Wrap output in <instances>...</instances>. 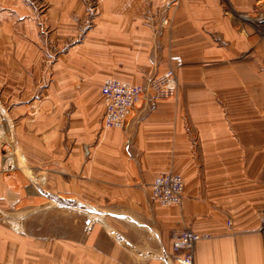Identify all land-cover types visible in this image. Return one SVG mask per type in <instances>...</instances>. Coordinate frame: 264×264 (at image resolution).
<instances>
[{
    "label": "crops",
    "instance_id": "crops-1",
    "mask_svg": "<svg viewBox=\"0 0 264 264\" xmlns=\"http://www.w3.org/2000/svg\"><path fill=\"white\" fill-rule=\"evenodd\" d=\"M47 2L42 17L6 4L20 0L0 6V110L14 114L17 140L29 139L31 166L61 168L64 198L93 200L94 214L107 217L92 220L83 239L28 237L21 205L35 194L15 166L14 175L0 173V214L19 216L16 225L0 222V264H177L172 243L184 229L210 236L194 264H264V62L183 80L185 94L138 107L125 130H102L92 101L106 78L142 84L189 51L213 50L205 39L241 38L224 3L98 0L93 29L62 49L78 37L83 1ZM230 3L243 11L255 0ZM168 172L184 180L181 207L152 200L150 184Z\"/></svg>",
    "mask_w": 264,
    "mask_h": 264
},
{
    "label": "rangeland",
    "instance_id": "rangeland-1",
    "mask_svg": "<svg viewBox=\"0 0 264 264\" xmlns=\"http://www.w3.org/2000/svg\"><path fill=\"white\" fill-rule=\"evenodd\" d=\"M7 0H0V6L3 5ZM22 4H7L12 9L18 11L29 10L32 16L42 17L48 12L49 3L47 0H20ZM84 5V16L81 18V23L79 22V34L78 37L69 38L65 41L64 45L60 48L68 49L70 46L77 42H81L85 35L93 29L94 18L97 12V1L98 0H82ZM224 3L227 16L230 18L231 22L234 24L235 29L241 38H229L223 39L217 36L213 38L205 39V46L207 48L213 47L214 49L207 50L206 53H196L195 50L189 51L183 56L182 63L180 66L175 68H169L165 71H155L149 74L147 78H143L142 84L138 86H144L149 80L155 77H160L168 70L173 71L174 80L171 84L174 89V96L167 99L168 101H175L181 97L180 93H184L189 87L183 85V80H189L190 78L200 79L211 77L216 72L225 73L228 70L231 71L234 66L238 65H254L255 62H264V0H255L253 6L246 7L243 11H240L232 6L230 0H221ZM248 10V11H247ZM52 40V39H51ZM58 36L55 37L48 47L51 49L53 47L54 52L57 50ZM196 47L197 43L192 44ZM201 45V43H200ZM51 46V47H50ZM204 46V47H205ZM65 47V48H64ZM58 48V49H60ZM214 51V54H211ZM217 52V53H216ZM201 55H204L201 56ZM1 56V55H0ZM21 61H29L28 55H19ZM59 54H55L54 58L57 59ZM196 56V57H195ZM31 59V57H30ZM33 61V56H32ZM1 62V61H0ZM3 64V63H2ZM227 71V72H228ZM156 74V75H155ZM44 76V72H43ZM113 79L106 78L101 83L103 85L105 80ZM117 80V79H116ZM124 82V81H123ZM44 83V80H42ZM134 85V84H133ZM101 92V87H100ZM24 95V96H23ZM23 98H28V94H22ZM92 96V95H91ZM102 97V99H101ZM97 94L92 96V101H96V105L101 106V118L100 124L104 111V98ZM167 100H160L158 102H163ZM157 102V103H158ZM142 105V104H141ZM140 107V106H139ZM8 109V108H7ZM263 116H264V109ZM134 112H131L128 118L132 117ZM14 115V114H13ZM11 115V119L3 118V112L0 110V173H6L14 175L15 166H17L20 176L23 178V185L30 188V195H34V198L25 197L21 205L23 218L20 220V227L23 234H26L31 238H52V237H62V235H69L70 239H78L79 237L88 236V231L90 230L92 220H96L99 223L104 224L106 222L105 215H95L93 200L87 199H77V198H64L62 193L64 192L65 183L63 182V177L61 175V168L54 169L47 166L33 167L31 166V158L28 156L32 154L31 150H28L29 139L19 136L17 140L14 134V116ZM264 119V117H263ZM264 122V120H263ZM128 123V122H127ZM102 129V127H101ZM108 130L109 128H103ZM102 129V130H103ZM115 129V128H110ZM123 129V128H116ZM125 130V128H124ZM31 146H35V143H30ZM26 149V150H25ZM39 155V154H38ZM37 159H44L42 156H38ZM36 158V157H34ZM6 166L5 170L2 171L3 167ZM18 164V165H17ZM173 173V172H168ZM167 174V173H164ZM176 174V173H173ZM163 175V174H162ZM182 177L179 174H176ZM66 179V178H64ZM183 179V178H182ZM184 181V180H183ZM154 182V180H153ZM150 184V192L152 196V184ZM185 186V183H184ZM67 188V187H66ZM185 193V187H184ZM177 203L176 201L170 200L169 207L178 206L181 207L184 202ZM27 194H24L26 196ZM153 200V197H152ZM153 202L156 203L154 200ZM159 205V204H158ZM104 206V205H102ZM160 206V205H159ZM264 210V209H263ZM7 214L1 216L0 222L5 224H14L19 216L12 214L10 210H5ZM6 215V216H5ZM21 216V215H20ZM100 217H102L100 219ZM231 225V224H230ZM229 225V226H230ZM261 226V225H260ZM260 229V228H259ZM189 231L197 234L192 229H184L178 234L181 235L183 232ZM262 233V232H261ZM177 234V235H178ZM264 235V233H262ZM198 235V234H197ZM200 235V234H199ZM202 238L194 246L191 252H193V264L195 261L196 246L202 240L208 239L210 236L200 235ZM83 239V237H82ZM173 244V243H172ZM186 249V248H185ZM173 252V251H172ZM185 254L183 251L180 256ZM177 254L172 255V259L176 262ZM179 264V263H177Z\"/></svg>",
    "mask_w": 264,
    "mask_h": 264
},
{
    "label": "built area",
    "instance_id": "built-area-1",
    "mask_svg": "<svg viewBox=\"0 0 264 264\" xmlns=\"http://www.w3.org/2000/svg\"><path fill=\"white\" fill-rule=\"evenodd\" d=\"M173 80L172 70H168L160 77L152 78L144 86L133 85L116 79L105 80L101 86V94L104 98L102 129H124L132 119V117L128 118L129 115L139 106L145 108L149 103H157L174 96V89L171 86ZM184 187L182 177L173 173L160 175L155 178L152 184L153 200L162 207H169L170 200L180 203L183 201ZM230 224L228 222V225ZM259 231L264 233V210ZM201 238L199 234L189 231L176 235L172 244V255L177 254L176 262L193 264L194 254L191 250ZM183 251L185 254L181 257L180 254Z\"/></svg>",
    "mask_w": 264,
    "mask_h": 264
}]
</instances>
